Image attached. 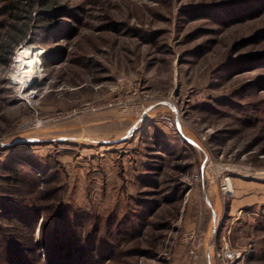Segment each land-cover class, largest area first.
Returning a JSON list of instances; mask_svg holds the SVG:
<instances>
[{"label": "rangeland", "instance_id": "374dc122", "mask_svg": "<svg viewBox=\"0 0 264 264\" xmlns=\"http://www.w3.org/2000/svg\"><path fill=\"white\" fill-rule=\"evenodd\" d=\"M29 4L0 0V264H264V0Z\"/></svg>", "mask_w": 264, "mask_h": 264}, {"label": "built area", "instance_id": "2783aa9c", "mask_svg": "<svg viewBox=\"0 0 264 264\" xmlns=\"http://www.w3.org/2000/svg\"><path fill=\"white\" fill-rule=\"evenodd\" d=\"M170 125L172 127H176L177 123L170 122ZM223 186L224 187L222 188V190L225 193L231 192L230 187L228 188V182H226ZM205 254L209 261V264H213L212 261H215L216 264H239L244 259L246 251L241 249L230 248L229 246L225 245L223 247H220L216 251L208 250Z\"/></svg>", "mask_w": 264, "mask_h": 264}, {"label": "trees", "instance_id": "16d2710c", "mask_svg": "<svg viewBox=\"0 0 264 264\" xmlns=\"http://www.w3.org/2000/svg\"><path fill=\"white\" fill-rule=\"evenodd\" d=\"M35 2V0H30V4H29V8H30V10L32 9V7H33V3ZM47 2H48V0H40V4L42 5V6H46L47 5ZM30 10H28L27 12H28V14H30L31 13V11ZM55 11H57V9L55 8V9H52V10H42V13H44V14H50V13H52V12H55ZM10 44L11 43H6V46L8 47L9 46V48H11V46H10ZM5 46V45H4ZM42 227L43 226H40V228H39V230L41 231L42 230ZM66 248L65 249V253H63V255H60V256H56L55 258H53L54 259V262L56 261V263H54V264H57V263H69L71 260H75V257L73 256V255H75L74 253H78L77 252V250L75 249V247H74V243L71 241V240H68V241H65V244L63 245V244H61V248ZM20 256V255H19ZM19 256H17V257H19ZM52 259V260H53ZM56 259V260H55ZM19 260H20V262H21V258H19ZM23 261H25V260H23L22 259V262Z\"/></svg>", "mask_w": 264, "mask_h": 264}, {"label": "bare ground", "instance_id": "6f19581e", "mask_svg": "<svg viewBox=\"0 0 264 264\" xmlns=\"http://www.w3.org/2000/svg\"><path fill=\"white\" fill-rule=\"evenodd\" d=\"M29 57H30V55L28 54L27 51H22L20 54L19 61H20L22 68L20 69L21 72H19L18 75L20 76L21 80L23 81V88L26 87V84H29V82L34 81V79H35L34 65H33L32 61ZM24 67H25V69L22 71V69ZM22 73H24V75ZM228 188H229V186H228Z\"/></svg>", "mask_w": 264, "mask_h": 264}, {"label": "crops", "instance_id": "0c3cea01", "mask_svg": "<svg viewBox=\"0 0 264 264\" xmlns=\"http://www.w3.org/2000/svg\"><path fill=\"white\" fill-rule=\"evenodd\" d=\"M194 264H209L206 254L199 253L194 260Z\"/></svg>", "mask_w": 264, "mask_h": 264}]
</instances>
